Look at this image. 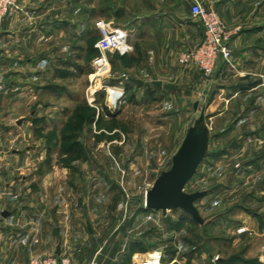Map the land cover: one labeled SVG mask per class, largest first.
<instances>
[{
    "label": "rangeland",
    "instance_id": "374dc122",
    "mask_svg": "<svg viewBox=\"0 0 264 264\" xmlns=\"http://www.w3.org/2000/svg\"><path fill=\"white\" fill-rule=\"evenodd\" d=\"M54 7V37L30 48V55H45L38 58L44 62H6L11 51L5 19L0 22V222L25 229L32 219L36 228L37 212L44 217L43 242L35 240V229L20 243L28 246V258L17 250L16 263L57 254V243L77 264H138L154 251L164 254V264L172 255L190 259L196 250L231 254L236 221L257 210L246 204L251 177L245 169L253 153L264 151V134L250 133L247 113L234 112L213 78L180 65V52L196 47L173 44V71L153 72L148 35L136 44V0H54ZM101 21L124 29L130 52L96 47ZM102 56L107 60L99 65ZM180 69L192 75L182 89L162 94L151 86L136 94V75L175 86ZM120 90L125 93L115 107L111 97ZM192 132L196 142L206 141L184 187L195 196L194 212L145 208L147 192L167 180ZM253 178L260 185L261 177ZM11 210L18 215H8ZM139 243L147 249L140 251ZM111 249L118 251L114 263L105 258Z\"/></svg>",
    "mask_w": 264,
    "mask_h": 264
},
{
    "label": "crops",
    "instance_id": "0c3cea01",
    "mask_svg": "<svg viewBox=\"0 0 264 264\" xmlns=\"http://www.w3.org/2000/svg\"><path fill=\"white\" fill-rule=\"evenodd\" d=\"M193 1L136 0V44L141 36L148 35L153 72L169 73L173 71L171 67L173 44L177 48H183L188 45L197 47L202 43L204 27L201 21L191 13ZM200 1L206 8L216 9L228 25L239 28V32L234 35L231 42L232 59L230 63L221 61L215 69L211 82L217 84L215 86H218V94L228 92L229 100L234 104V112L244 111L247 113V122L251 123L249 125L254 129L250 133L253 134L256 131L262 137L264 134V0ZM20 4L22 9L6 17L2 23L4 36L8 40L11 51L6 62L10 64L35 62L38 61V58L45 57L42 54L30 55V48L34 44L38 45L40 40H46V37L51 38L55 35L57 11L54 9V0H21ZM138 28L139 31H137ZM139 32L142 34H138ZM13 53L18 54L12 55ZM44 61L41 59L38 62ZM136 76V94L151 86L160 93L166 94L172 88L180 90L182 89L181 85L192 82L191 73L185 69L177 70L175 77L173 75L175 86L168 84L160 76ZM225 79L229 81L228 85H225ZM154 80L161 81L162 86L160 88L155 86ZM240 119V116L235 118V125ZM262 141L264 142V140ZM247 165L251 167L245 169L248 178L251 177V179L250 181L246 180L248 183H245L244 186L249 190L248 194L251 199L246 204L249 206L248 208L257 210L248 211L245 217L236 221L238 225H236L234 235L230 238L234 244L231 254H212L206 250H196L195 254L193 252L190 254V259L187 256L179 259L176 255H172L174 260L168 264L177 261L179 264H222V260H228V264H264V151L253 153L252 158L248 159ZM256 175L261 177L260 185L251 183ZM33 186L29 184L26 185V188L31 190ZM10 188L15 190L14 185ZM258 192L260 195H257ZM22 209L25 208L22 207ZM24 211H26L25 219L29 214L28 210ZM13 212L18 215L15 210L8 211V215ZM3 217L7 218L8 216L3 215ZM19 217L21 216L19 215ZM36 218V228H33L34 220L31 218H28L31 220L28 221L29 225L25 229L8 226L7 219L3 224L0 222V264H21L16 263L17 250L20 249L24 250V255L28 258V246L26 245L27 247L23 249L24 246L20 243L23 240L26 242L31 240L35 236V229V240L43 242L44 226L41 224L44 220L43 213L37 212ZM88 229L89 233H94L92 228L88 227ZM56 245L61 247L59 243ZM105 246L106 241L97 248L95 253L100 256V253L102 254L105 250ZM123 251L125 252V250ZM20 255H23V251L20 252ZM117 255L118 251L111 249L105 258L114 263V257ZM216 255H219L221 260L215 261L214 256ZM98 256L95 258L96 261H98ZM137 256L141 255L137 254ZM134 258L136 260V254ZM86 261L89 263L91 260ZM103 262L105 263V260ZM103 262L101 264H104Z\"/></svg>",
    "mask_w": 264,
    "mask_h": 264
},
{
    "label": "built area",
    "instance_id": "2783aa9c",
    "mask_svg": "<svg viewBox=\"0 0 264 264\" xmlns=\"http://www.w3.org/2000/svg\"><path fill=\"white\" fill-rule=\"evenodd\" d=\"M21 0H0V22L6 17L13 15L21 10ZM191 13L198 18L204 27V39L202 43L194 49L181 51L178 57L180 65L194 66L200 70L207 79H212L217 65L221 62L230 63L232 59L231 42L235 34L239 32L238 27H230L219 15L216 9L206 8L200 0H194ZM100 38L96 47L102 52L118 51L125 54L131 51L132 46L124 29L120 26L112 25L106 21L99 23ZM106 58H98L97 64H102ZM111 88V87H107ZM113 89H118L112 87ZM119 90V89H118ZM121 96L116 98L120 100L124 96V90H120ZM112 99V97H111ZM115 107L117 105L114 104ZM144 257L138 259V264H164L163 253L159 251L149 252ZM139 258V257H138ZM219 255L214 257L217 261ZM29 264H77L70 256L66 254H53L47 256L33 257Z\"/></svg>",
    "mask_w": 264,
    "mask_h": 264
},
{
    "label": "water",
    "instance_id": "95a60500",
    "mask_svg": "<svg viewBox=\"0 0 264 264\" xmlns=\"http://www.w3.org/2000/svg\"><path fill=\"white\" fill-rule=\"evenodd\" d=\"M153 84L159 88L162 86V82L158 80H154ZM111 102L116 104L117 100L112 98ZM193 133H190L184 141L175 158V166L168 175L167 180L157 183L147 192L145 208L167 211L168 209L180 207L186 212H194L193 202L195 196L186 194L184 187L194 172L197 161L202 158L200 155L206 141H202L203 143L196 142L193 140ZM60 253L61 250L58 247L57 254Z\"/></svg>",
    "mask_w": 264,
    "mask_h": 264
},
{
    "label": "trees",
    "instance_id": "16d2710c",
    "mask_svg": "<svg viewBox=\"0 0 264 264\" xmlns=\"http://www.w3.org/2000/svg\"><path fill=\"white\" fill-rule=\"evenodd\" d=\"M99 116H100V115H99ZM141 244H142V245H141ZM139 245L141 246V247H140V251L143 252V251H145V250L147 249V247H146L143 243H139ZM139 245H138V246H139ZM135 247H136V246H135ZM133 248H134V246H133V247H131V246L129 247V249H130L132 252L134 251ZM219 260H221V259H219ZM219 260H218V261H219ZM163 261H164V255H163ZM222 262H223L222 264H228V260H226V261L222 260Z\"/></svg>",
    "mask_w": 264,
    "mask_h": 264
},
{
    "label": "bare ground",
    "instance_id": "6f19581e",
    "mask_svg": "<svg viewBox=\"0 0 264 264\" xmlns=\"http://www.w3.org/2000/svg\"><path fill=\"white\" fill-rule=\"evenodd\" d=\"M119 97H120V96H119ZM114 98H115V97H114ZM116 98H118V97H116ZM116 98H115V99H116ZM138 257H139V256H137V258H138ZM144 257H149V255H146V256H144ZM144 257H141V258H144Z\"/></svg>",
    "mask_w": 264,
    "mask_h": 264
}]
</instances>
